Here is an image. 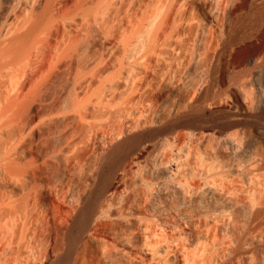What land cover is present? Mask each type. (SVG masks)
Here are the masks:
<instances>
[{
    "label": "bare ground",
    "instance_id": "1",
    "mask_svg": "<svg viewBox=\"0 0 264 264\" xmlns=\"http://www.w3.org/2000/svg\"><path fill=\"white\" fill-rule=\"evenodd\" d=\"M230 75L264 111V0H0V264H264V119L153 130Z\"/></svg>",
    "mask_w": 264,
    "mask_h": 264
},
{
    "label": "water",
    "instance_id": "2",
    "mask_svg": "<svg viewBox=\"0 0 264 264\" xmlns=\"http://www.w3.org/2000/svg\"><path fill=\"white\" fill-rule=\"evenodd\" d=\"M264 111H250L244 104L239 107L210 106L208 97L196 100L185 110L165 123L153 126L155 135L176 131L181 128H220L231 130L246 124L259 123Z\"/></svg>",
    "mask_w": 264,
    "mask_h": 264
},
{
    "label": "rangeland",
    "instance_id": "3",
    "mask_svg": "<svg viewBox=\"0 0 264 264\" xmlns=\"http://www.w3.org/2000/svg\"><path fill=\"white\" fill-rule=\"evenodd\" d=\"M238 81H239V79L237 78V76L230 75L224 81H221L219 78H215L213 81H211V82H209L207 84L204 83L206 85H202L201 83H197L192 88L193 90L192 89L189 90V96L187 95V97H185L186 91L184 89L174 88L175 91H174V89L172 91L173 98L176 99V100L178 99L180 101V103H182L183 105L181 104L179 108H175V107L171 108L170 107L171 108V109L169 108L170 110L169 109L166 110V112H164L161 115L160 118H158V119H156V120H154L152 122L153 126L161 125V124L165 123L166 121L174 118L181 111L185 110L187 107L185 108L186 105H184V104H186L188 101H190L189 104L190 103L192 104L194 101L198 100L197 98H199L201 92L204 89H206V87L209 88V94H208L207 97L209 99V105L210 106L239 107L240 103L246 105V107L248 105H251L250 104V102H251L250 100L251 99L254 100V98H252L253 95L251 93H248L244 97H239L238 99H236L231 94L230 89L232 87L236 86L239 83ZM198 86H200V87H198ZM203 86L204 87L206 86V87L204 88ZM164 90H165L164 87L162 85H160L158 82H152L151 85L146 90V93H145L146 98L148 99V102L150 104H153V105H157L158 103H160L163 100V97H164L163 96V91ZM185 98H189L188 101H186L187 99L184 100ZM253 104H254L255 107H256V105L257 106H259V105L261 106L262 101L256 99L254 101V103H252V105ZM183 108H185V109H183ZM247 108H249V107H247ZM41 262H42V260H38L39 264H41Z\"/></svg>",
    "mask_w": 264,
    "mask_h": 264
}]
</instances>
